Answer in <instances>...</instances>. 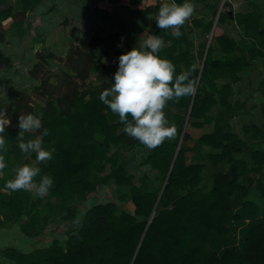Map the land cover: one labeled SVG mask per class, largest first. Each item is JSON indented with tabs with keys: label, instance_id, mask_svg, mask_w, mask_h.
<instances>
[{
	"label": "trees",
	"instance_id": "1",
	"mask_svg": "<svg viewBox=\"0 0 264 264\" xmlns=\"http://www.w3.org/2000/svg\"><path fill=\"white\" fill-rule=\"evenodd\" d=\"M9 1L0 0V6ZM41 2L16 0L15 5L1 10L0 43L6 41L9 28L22 31L28 12L34 11ZM230 19L245 27L244 39L226 34L214 38L223 54L214 56L210 46L202 69L191 58L188 35L182 25L179 38L170 31L155 32L164 43H171L159 55L171 60L177 73L191 68L190 78L195 81L192 95L170 100L166 105L180 110L169 121L175 124L176 135L155 148H148L127 135L118 115L99 99L100 92L111 86L104 80L105 76L99 75V70L106 68L103 59L111 49L120 54L119 47L112 48L106 42L120 45L123 36L120 32H108L104 38L95 36L90 40L93 49H100L99 61L76 46L70 56L71 59L72 54L75 56L74 65L67 67L63 78L56 85L42 83L41 95L50 98L38 114L42 129L26 132L23 139L36 138L47 128L48 134L42 139L44 146L53 150L50 160L37 162L35 153H21L17 136L18 106L6 113L12 123L5 128L3 154L7 167L0 170V189L9 190L5 182L15 175V168L27 163L40 167L41 174L53 177L54 183L48 191L50 198H58L65 204L91 203L79 234L68 231L65 245L55 240L30 253L14 248L3 250L10 264H264V206L251 196L252 190H256L264 201V149H252L230 125L235 117L250 112L247 103L252 97L251 90L243 94V101L235 99L242 95L240 74L245 68L250 69L251 88L255 91L253 87L257 85L264 98V77H259L261 71L252 64L256 56L264 57V10L255 9L234 18L222 13L218 23ZM195 26L199 28L200 24L195 22ZM212 27V22L205 23L204 35ZM101 41L105 44L102 48ZM202 43L199 50L204 52L207 44ZM181 45L186 46L184 51H180ZM126 51L127 48L123 52ZM200 56L202 60L204 54ZM93 73H98V79L103 80L102 86L82 91ZM31 76L38 77L34 72ZM216 105L221 112L213 117L210 111ZM261 112L264 119V104ZM206 123L214 124V130L195 140L194 146H184L193 140L187 129ZM243 130L257 132L264 140V122L260 126L246 125ZM202 146L216 152L201 154L199 159L203 162L188 163L187 152ZM112 147L117 149L113 154ZM134 148L147 150L143 162L164 180L161 190L151 191L147 176L141 178L140 187L136 186L134 177L119 162L121 149L128 152ZM237 155L250 156L252 162ZM210 164L228 167L211 174L207 183L205 172ZM107 165L110 172L102 175ZM35 179L39 180V176ZM110 182L118 188L130 189L120 194L119 200L92 204ZM9 191V194L0 193V216L4 219H0V226L11 218L18 220L27 214L31 218L21 227L22 233L29 238L40 236L44 231L40 221L47 219L41 218L45 210L34 214L31 211L37 204L43 206L44 200L38 198L34 204L31 192ZM128 196L134 210L122 208ZM47 211L63 221L75 218L66 207L48 205Z\"/></svg>",
	"mask_w": 264,
	"mask_h": 264
},
{
	"label": "rangeland",
	"instance_id": "2",
	"mask_svg": "<svg viewBox=\"0 0 264 264\" xmlns=\"http://www.w3.org/2000/svg\"><path fill=\"white\" fill-rule=\"evenodd\" d=\"M10 4L15 5L16 0H10L9 2L0 6V11L4 8L9 7ZM75 7V3H72V6L65 3L61 7V10L56 9L54 12H51L50 19H54L55 25H52L54 27H51V29L48 30V32H51V34L47 35L49 38L44 34H41L39 30H33L34 26H37L38 28V26L41 24V16H37L36 14L33 16V18L31 16L32 13L29 14L30 12H28L29 16L27 14L26 21L22 25L23 32L21 30H18L17 27L9 28V31L6 35V41L0 43V111L6 114L10 111L11 108L18 106V117L19 115L27 114L28 112H32L33 114L38 115L41 109H43L48 104L50 98L46 95H41L43 91V89L41 88L42 83L47 81L49 85H56L58 80H61L63 78L62 75L64 74V71L68 69L67 67L74 65L75 56H73L72 54V59L70 57L71 53L73 52V48L76 47L74 38L76 37L78 39L81 38V40H85L84 36L86 34L85 31H83V23L78 19V14L84 13L78 10L74 11ZM158 7L159 5L156 6L154 4L146 7L147 10L151 8L152 9L151 11H147L149 17L144 22V29L141 33H133L132 31H134L139 27V25L142 24H140L139 22H132L129 26H126L130 29V36L125 35L124 37H122L120 45L114 46L112 43L107 42L106 44H108L109 46L111 45L112 48L119 47L121 54L126 48L127 50H131L133 47H135L138 41L144 38L142 37V34H155V32L158 30L162 31L161 28L157 27L154 18ZM46 12L47 11H45L44 13ZM48 13L49 12H47L46 15H48ZM216 13L217 12L215 11V13L212 14L213 16L210 20V22L213 23L214 27L218 24L220 18ZM192 17L193 15L189 19H191ZM84 18H86V16ZM189 19L186 22H189ZM1 21L2 20H0V22ZM45 21L47 23L46 26L48 27V21L50 20L46 17ZM54 23H50V25ZM125 23L126 22H124L123 25H125ZM191 23L193 24V21ZM185 24L182 26L185 29L186 34L188 35L187 38L189 48L191 49V54H193L191 58L196 62L198 66H200L201 69L203 67V62L207 57L210 46L213 47L212 54H214V56L217 57L223 54L220 52L219 47H217V39H214L216 37H214L211 32L208 34L206 33L205 35L203 31H194L192 33H188V30H191V28H189L190 26H188V24ZM73 28L75 29V31H77L78 35H73L72 38L71 34ZM122 29L126 28L122 27ZM97 30H95V35H93V37L97 36L99 38H104L109 32L104 30ZM196 30H198V28ZM163 31H170L172 33V29ZM235 35L238 36V34ZM69 37L70 39H68ZM201 42H204L202 44H207L204 52L199 50ZM104 45V42L101 41L100 48H102V46ZM170 45V42H165L163 47H169ZM87 49L88 52L94 56V59L96 61H99L100 49ZM185 49V45L180 46V51H184ZM120 54L116 52V49H111L110 54H108L103 59V62L106 64V68H102L101 70H99V75L105 76L104 80L109 82L110 84L113 78V74L117 70L118 57ZM200 54H204L202 60ZM235 54L241 53L237 52ZM252 64L256 69L261 71L259 77L263 78L264 57L256 56L252 61ZM33 72L37 74V79L31 76V73ZM249 72L250 69L245 68L244 71L240 74V76L243 77V81L240 85V90L242 91V95L250 90L253 92L250 101L247 103V108H249L248 110L251 113L253 112V114L258 116H256L255 118L250 117V120L255 119L258 124L262 125L264 119L261 112V106H263L264 104V98L262 100L259 99L262 93L258 91L257 85L253 87L255 88V91L251 88V84L248 80ZM254 73L259 74L257 72ZM102 81L98 79V73H93L86 81L85 86L82 88V91H84L87 87L98 88L102 86ZM46 87L47 89H49V86ZM242 95H238L235 99L243 101L245 99V96L243 95V97ZM232 100H234V98ZM29 108H32L33 111H29ZM164 111L168 118V121H170L171 118L176 114L175 111H171V108L164 109ZM220 112L221 108L216 105L210 111V114H214L213 117H217ZM8 118L9 124L12 123V118ZM238 120L240 119H233L232 122L238 123L235 130L237 131L239 136L242 139H244L245 137H250L251 140L248 141V145L252 149H264V140L260 136V134L257 132H252L250 133V135H247L242 129V119L240 121ZM187 130V132H189L190 134H194L193 136H200L198 130L192 131V128H188ZM36 131L37 130L31 132ZM192 144L193 142H189L187 144H184V146H190ZM116 150V148L112 147V154ZM146 155L147 150L142 148H134L128 152L121 149V158L119 159V162L122 163L126 170H128V174L134 177L133 182L136 186L140 187L141 178L147 176L149 178V189L151 191H159L163 188L165 182L161 177H158L157 173L150 167V165L147 166L144 164L143 160L145 159ZM237 157H244V159L252 162L250 160V156L237 155ZM227 167L228 166L225 164L218 167H213L210 164L205 172L207 183L210 182L208 177L211 174L219 170H226ZM109 172L110 166L107 165L106 170L102 175H107ZM129 189L130 188L128 187L118 188L114 182H110L109 184L105 185L98 196L94 198L95 200L92 202V204H94L95 202L104 203L108 201L119 200L120 194L128 192ZM0 193L9 194L10 191L0 189ZM31 194L34 204H37L36 200L38 198L43 199L45 202V206L37 204V206L31 211V214H34L35 212L45 210L41 214V218L47 219L45 221H40L41 226L44 227V231L40 236L36 238H29L22 233L21 227L30 220V215L23 214L21 219L18 220H14L12 218L9 220L6 219V223L3 226H0V264H5L4 262H6V264H10L9 261H7L6 257L3 256V250L14 248L21 253H30L36 248H43L51 245V243H53V241L55 240H58L61 245H65L67 239L65 235L68 233V231H74L76 232V234H79V230L82 227L84 214L89 209L88 207H91V203H86L88 204L87 206L86 204L79 201L74 203L68 202L66 204L62 203L58 198H50L49 192L43 197H37L34 192H31ZM251 196L261 207L264 206V201L261 198L259 192H257L256 190H252ZM122 203V208L134 210L132 200L129 196ZM48 205H53L55 207H66L71 213L75 214V218L69 221H63L60 216L51 215L50 212L47 211ZM262 214L263 213H260V215ZM0 219L4 220L2 216H0Z\"/></svg>",
	"mask_w": 264,
	"mask_h": 264
},
{
	"label": "clouds",
	"instance_id": "3",
	"mask_svg": "<svg viewBox=\"0 0 264 264\" xmlns=\"http://www.w3.org/2000/svg\"><path fill=\"white\" fill-rule=\"evenodd\" d=\"M195 12L194 0H161L155 13L157 27L172 29V35H182L180 26ZM135 47L118 57V67L113 74L111 86L100 92L99 99L119 117L123 131L148 148H155L166 138L176 135L175 124L169 123L165 106L170 100L192 95L195 81L192 69L176 72V65L159 55L164 40L157 34H142ZM17 136L21 153L36 154V161L50 160L53 150L46 148L42 137L48 134L43 128L36 138L25 141L26 132L42 129L38 115L28 112L19 115ZM9 118L0 111V170L7 167L4 151L6 145L5 128ZM39 176V180L35 179ZM54 183L53 177L41 174L38 166L21 164L15 168V175L5 184L7 189L34 192L37 197L45 196Z\"/></svg>",
	"mask_w": 264,
	"mask_h": 264
},
{
	"label": "crops",
	"instance_id": "4",
	"mask_svg": "<svg viewBox=\"0 0 264 264\" xmlns=\"http://www.w3.org/2000/svg\"><path fill=\"white\" fill-rule=\"evenodd\" d=\"M65 3H67L70 6H72V3H75L76 7L74 11L78 10L84 13V14H78L79 15L78 19L83 23V27H84L83 31H85L86 34L84 36L85 40H81V38L78 39L75 37L74 43L76 46L80 47L86 53H89L87 48H92L90 46V40L92 39L93 35H95V30L98 29L109 32H120L123 34L122 37H124L125 35L130 36V31H129L130 29L126 26H129L132 22L133 23L139 22L142 25H139V27L132 32L141 33L144 29V22L149 17L147 11H151L152 9L151 8L147 10L146 7L152 4L145 3L141 0H42L41 4L37 7V9L29 13V14L32 13L31 15L32 17L36 14L37 16L38 15L41 16L40 17L41 24L38 26L39 29L37 28V26H34L33 30L34 29L39 30L40 33L44 34L45 36L51 34V32H48V30L51 29V27H54L52 25H55V23H54V19H50L51 18L50 14L51 12H54L56 9L61 10V7ZM194 3H195V12L193 13V17L189 19V22H186V24L184 23L185 25L188 24V26H190L189 28H191V30H188V33L189 32L192 33L194 31H202L204 24L208 23L211 20L213 16L212 14L215 13V11L217 12L216 14L219 15V17L222 13H228L230 17L233 16L234 18L235 15L247 14L254 11L255 9L259 11L264 10V0H194ZM45 11L49 12L48 15H46L47 12L44 13ZM85 16L86 18H84ZM46 17L50 20L48 21L49 24L48 27L46 26L47 25L45 21ZM192 21L193 24L191 23ZM49 22L54 24L50 25ZM124 22H126L125 25H123ZM195 22L200 24V26L201 25L202 26L201 27L199 26V28L196 27ZM122 27H125L126 29H122ZM197 28L198 30H196ZM211 33L214 37H219L226 34L235 39L240 40L243 37H245L246 30L244 26H239L236 23V20L230 19V20H226L223 23L222 22L218 23L217 25H215V27L213 25ZM235 34H238V36ZM71 35L72 38L73 35H78L77 31H75L74 28L72 30ZM68 39H70V37ZM110 52L111 50L109 51V54ZM192 55L193 54H191V56ZM259 99L262 100L263 96L261 95ZM167 108H171V111H175V113H180V110L175 107L165 106V109ZM210 115L213 116L214 114H210ZM256 116L258 115L253 114V112L252 113L249 112L235 117L234 120L242 119L241 120L243 121L242 127L254 123L260 126V124H258L255 121V119L250 120V117L255 118ZM237 124H238L237 122H232V121L230 123L231 129L235 133H237V131L235 130ZM193 130L194 131L198 130L200 136L196 137L193 136L194 134H191V137L193 139L192 140L193 144L190 145L189 147L194 146V141L198 140L202 135L206 133H211L214 130V124L206 123L202 127L192 128V131ZM246 134L250 135V133H246ZM244 139L247 140L246 141L247 144L248 141L251 140L250 137H245ZM212 151L214 150L210 149L207 146H202V148L199 150L189 151L186 154L187 162L188 163L203 162L199 159L200 155L205 152H212Z\"/></svg>",
	"mask_w": 264,
	"mask_h": 264
},
{
	"label": "built area",
	"instance_id": "5",
	"mask_svg": "<svg viewBox=\"0 0 264 264\" xmlns=\"http://www.w3.org/2000/svg\"><path fill=\"white\" fill-rule=\"evenodd\" d=\"M145 3H150V4H154V5H160L161 0H141Z\"/></svg>",
	"mask_w": 264,
	"mask_h": 264
},
{
	"label": "water",
	"instance_id": "6",
	"mask_svg": "<svg viewBox=\"0 0 264 264\" xmlns=\"http://www.w3.org/2000/svg\"><path fill=\"white\" fill-rule=\"evenodd\" d=\"M209 47V46H208ZM185 129H186V126H185ZM182 141V140H181ZM181 143V142H180ZM178 150H179V148H178ZM178 152V151H177ZM177 155V154H176ZM176 157V156H175Z\"/></svg>",
	"mask_w": 264,
	"mask_h": 264
}]
</instances>
